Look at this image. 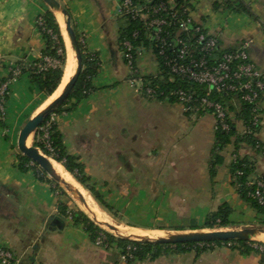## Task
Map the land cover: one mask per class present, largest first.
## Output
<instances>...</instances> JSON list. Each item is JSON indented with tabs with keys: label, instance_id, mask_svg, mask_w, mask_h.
<instances>
[{
	"label": "crops",
	"instance_id": "crops-1",
	"mask_svg": "<svg viewBox=\"0 0 264 264\" xmlns=\"http://www.w3.org/2000/svg\"><path fill=\"white\" fill-rule=\"evenodd\" d=\"M59 1L68 8L85 52L96 56L98 71L91 80V92L73 109L53 114L50 120L67 154L83 164L89 184L115 209L120 226L137 229L134 235L149 238L155 232L148 230L174 234L205 230L207 214L223 203L232 208L231 225L226 229L261 225L264 216L238 195L230 164L237 156L248 163V181L264 179V93L257 145L240 140L245 125L231 113L235 134L219 152L222 161L211 178L214 115L149 99L137 88L138 82L131 83L133 75L118 45L119 1ZM215 1L222 3L191 0L193 21L216 36L221 48L236 49L247 43L249 61L264 72V0H240L255 17L223 6L213 9ZM228 1L235 5L238 0ZM46 11L42 0H0V81L8 78L10 65L27 67L43 56L46 40L37 18ZM55 16L59 23L61 19ZM136 54L139 76L158 72L147 48L137 47ZM8 90L0 115V247L10 249L19 258L17 264H263L256 240L246 241L247 249L238 243H221L198 254L192 249L153 261H125L115 243L108 249L95 245L82 224H73L61 213L62 207L66 213L71 208L68 199L40 180L33 168H18L19 152L13 149L20 126L45 107L50 97L36 108L45 95L30 82L28 72L11 80ZM76 184L95 211L86 189ZM50 218L63 226L52 224ZM255 237L264 241V232Z\"/></svg>",
	"mask_w": 264,
	"mask_h": 264
},
{
	"label": "trees",
	"instance_id": "trees-1",
	"mask_svg": "<svg viewBox=\"0 0 264 264\" xmlns=\"http://www.w3.org/2000/svg\"><path fill=\"white\" fill-rule=\"evenodd\" d=\"M123 1V0H119ZM136 1V0H133ZM161 2H165L168 5V2H172L174 4V10L177 11V16L179 19L186 17L188 12H191L192 4L191 0H149V6H155ZM64 6V5H63ZM170 6V5H169ZM220 6L225 8H230L236 12H246L252 16H254L250 10V8L245 5L242 1L238 0L234 5V2L228 0H222V3L215 1L213 3V9H218ZM67 10L68 16L71 20V25L76 35V39L79 43L81 57H82V70L78 77V80L67 97V99L59 106H57L52 113L47 116L40 126H42L46 121H49L53 114H60L65 111H70L73 109L77 103L85 98L92 90L91 80L97 74L98 71V62L97 58L94 54H90L85 52L82 42L79 40V37L76 33L75 26L72 23L71 14L66 6H64ZM162 16L167 17L165 12L161 13ZM255 17V16H254ZM41 18L44 21V24L47 29L51 30L54 38L51 35L42 32L43 37L46 40V47L43 51L44 55H49L58 60V65L55 67L48 68L46 70H39L38 61L34 64H31L22 69L21 73H29L30 82L36 84L41 93H43L46 97H51L53 93L58 88V85L61 82L63 76V69L66 63V46L64 43L63 36L61 34L59 23L56 19V16L53 11L47 10L45 13L41 14ZM120 26L118 29V45L119 50L124 52L125 48L123 46L124 41H128L133 47V56L136 59V48L139 46H144L147 48L152 57L157 62L158 72L156 74L149 75H140L137 73L142 80L143 83H148L150 86L155 87V89L159 91H163V95H158L156 99L166 100L170 103H178V101L166 94L167 91L175 88L183 89L185 92L192 93L194 97H203L208 91V87L206 85H198L194 83H190L186 80L180 79L168 72V69L165 67L163 63V59L158 55V47L157 42L153 39V29L148 28L146 25V21L142 17L132 18L129 14H121L120 15ZM200 27V31L196 32V27ZM177 24L173 23L170 26H166L164 28L165 31L170 34L176 33ZM136 33V34H135ZM203 34L206 37H214L217 40L218 47L212 52V55L209 57V62H213V59H219L223 53L232 51L234 49H226L221 48L219 41L216 36L209 35L201 26L196 22H192L187 32L179 33V36L188 39V42L191 44L193 48H199L202 45L201 41H197V37L199 34ZM169 50L167 49V53ZM169 54V53H168ZM197 55V54H196ZM134 69L135 68V63ZM6 79L0 81V84ZM144 85V84H143ZM143 94L144 91H141ZM245 91L238 90L236 92H218L214 89L210 90L209 99L218 102L222 105L223 110L226 112V123L229 125L228 130H223L220 127H217L214 134L213 146L211 148V162L210 166V177L212 178L215 174V166L221 163V156L219 152L230 143V138L235 134L234 123L231 118V113L235 116L237 120H240L245 125L246 132L242 135V141L252 144L254 146L257 145L255 140V134L259 128V123L252 124V103H248L241 99V95ZM146 95V94H145ZM147 97V96H146ZM8 96L6 97L7 101ZM148 98V97H147ZM150 99V98H149ZM193 111V110H187ZM204 113V112H198ZM207 113H212L210 110ZM261 114V111H260ZM260 120V116H259ZM1 124H3V121ZM39 126V127H40ZM38 130L36 129L34 134V141L32 146L37 147L44 155L50 156L49 151L46 147L37 140ZM49 140L51 141V146L53 149L52 158L57 163H61L64 169L69 172L74 178L75 181L80 183L89 193L90 195L102 206H104L108 211L112 212L113 207L108 205L104 200L102 195L94 188V186L89 184V177L84 174V166L82 163L76 162V158L67 154L65 146L61 140L60 135L55 131V126L51 123L49 130ZM237 138V141H240ZM18 168L21 171H27L29 168H33L35 173H37L40 180H46L42 175H40L39 171L34 168L37 164L33 163L28 157L18 153ZM33 163V166L29 167V163ZM28 165V166H27ZM250 168L248 163L243 159L235 156L233 162L230 164V173L232 178V183L235 185L236 190L240 198L249 204L258 214L264 216V206L260 205L254 198L249 196V193L253 190V186L246 185L248 182ZM44 175L45 172L41 171ZM240 173V174H239ZM46 175V174H45ZM72 177V178H73ZM73 178V179H74ZM61 213L67 216L66 209L64 207L61 208ZM232 213V208L227 204L223 203L217 207L215 211H212L207 214L205 222L202 226L204 229L215 230L221 228H227L231 225V221L229 220V216ZM72 222L75 225L82 224L85 231L89 234L91 240L97 235V232L100 230V227L92 221L85 213L82 211L73 212L71 214ZM261 224L264 225V219L261 221ZM196 228L195 226L193 227ZM110 245L116 244L119 249L122 251L126 248V246L131 245L133 260H149L153 261L163 255L168 254H178L190 251L192 249L196 250L197 254L205 251L208 247L214 244H227V243H238L240 246H244L247 249L246 241L242 240H229V241H208V242H188V243H159L153 240H133L122 236H114L112 234L107 235ZM258 246L263 245V242H256ZM259 251V250H258ZM262 257V263L264 264V253L260 252Z\"/></svg>",
	"mask_w": 264,
	"mask_h": 264
},
{
	"label": "built area",
	"instance_id": "built-area-1",
	"mask_svg": "<svg viewBox=\"0 0 264 264\" xmlns=\"http://www.w3.org/2000/svg\"><path fill=\"white\" fill-rule=\"evenodd\" d=\"M148 1H119L120 13L129 14L132 18L142 17L147 20V27L154 30L153 39L157 42L158 55L163 59V63L169 73L190 83L206 85L208 87L205 96L200 98L194 97L192 93L185 92L180 88L171 89L166 94L174 97L178 103L183 105L185 110L191 109L194 112H209L211 110L216 120L215 128L220 127L223 130H228L229 125L225 121L226 112L220 103L209 99L210 90L214 89L218 92L243 90L245 92L241 95V99L253 104V118L251 120L252 124H257L260 121V103L264 93V72L258 70L249 61L247 43L232 51L223 53L219 59H213V62H209V57L218 47L217 40L214 37H206L200 33L197 41H201L202 45L199 48H193L188 39L186 40L179 36V33L187 32L191 26L193 22L191 12H188L186 17L179 19L172 2H168V5L165 2H161L155 6H149L147 5ZM162 12H165L167 17L162 16ZM173 23L177 24V32L170 34L164 28ZM37 26L41 33L45 32L54 38L51 30L46 28L41 15L37 18ZM195 30L199 32L200 27H196ZM123 46L125 48L123 58L133 75L131 83L138 82L137 88L144 91L148 98L156 99L158 95H163V91L155 89V87L150 86L148 83H143V80L136 75L137 71L134 69L133 64L135 63L132 53L133 47L128 41H124ZM167 49L169 50V54L167 53ZM57 65L58 60L49 55L42 56L38 62L39 70H46ZM25 67L22 63L9 66L8 78L0 84V115H2L6 97L9 93L8 83L17 78ZM50 126L51 120L46 121L40 126V129L42 130V143H44V146L49 151L50 156H53V149L49 140ZM246 185L253 186V190L249 193V196L264 206V179L248 181ZM68 217L71 218V214ZM107 235L108 232L100 228L94 238V243L103 248H110L111 245ZM228 244L234 245L231 242ZM256 247L260 252L264 253L263 245ZM132 248L131 245H128L123 251L120 250L123 260H133ZM18 262L19 258L10 249L0 247V264H17Z\"/></svg>",
	"mask_w": 264,
	"mask_h": 264
},
{
	"label": "water",
	"instance_id": "water-1",
	"mask_svg": "<svg viewBox=\"0 0 264 264\" xmlns=\"http://www.w3.org/2000/svg\"><path fill=\"white\" fill-rule=\"evenodd\" d=\"M51 11L60 12L65 19V29L69 38V42L71 48L74 52V57L76 60V68L74 74L70 77L67 84L63 88L61 94L54 99L50 104H48L43 110L35 114L34 116L27 119L19 131L17 138V148L18 151L28 157L32 162L36 163L42 171H44L52 180L62 185L63 188L71 194L76 200H78L84 210L86 212L91 213L94 216V222L103 224L107 226L109 229L116 231L119 236H123L121 232H119V228L115 225H111L103 220H98L96 218V213L94 210L90 208V206L86 203L85 198L79 192L73 188L69 183H67L63 178H61L53 168V165L50 162V159L44 155L37 147L27 145V139L30 137L32 133L36 131V129L40 126L42 121L49 116L52 111L59 105H61L69 96L71 91L73 90L78 77L82 70V57L81 51L79 47V43L76 39L75 32L71 25V20L68 16L67 10L61 4L59 0H42ZM65 43V42H64ZM49 221L52 224H55L59 227L63 226V224L57 218H50ZM264 232V229L261 227H249L243 228L239 230L229 229V230H212V231H190V232H182L169 234L167 237H159V238H149V237H140L138 240H153L159 243H188V242H208V241H229V240H242V241H250L253 240L258 233Z\"/></svg>",
	"mask_w": 264,
	"mask_h": 264
},
{
	"label": "rangeland",
	"instance_id": "rangeland-1",
	"mask_svg": "<svg viewBox=\"0 0 264 264\" xmlns=\"http://www.w3.org/2000/svg\"><path fill=\"white\" fill-rule=\"evenodd\" d=\"M45 4V3H44ZM45 6L47 7V10H50L49 7L45 4ZM55 14V13H54ZM58 15V14H56ZM60 25H61V29H62V33L63 34V37H64V42H65V46H66V59H72L73 61V64L75 62V59H74V56H73V52H72V49L70 47V43H69V40H68V37H67V34H66V31H65V26H64V22L62 20L59 21ZM152 62V61H151ZM154 62V60H153ZM154 66V65H153ZM67 82V80H66ZM66 82L63 84V86L61 87L58 95L61 93L62 89L64 88ZM56 95V97L58 96ZM46 96H43L41 97L40 99H38V102H37V106L36 108L40 107V105H42L45 100H46ZM49 101H52V99H48L46 102V105L49 103ZM45 104V103H44ZM45 105V106H46ZM31 116H28L26 118L29 119ZM25 120V121H26ZM24 121V123H25ZM24 123L20 126L22 128V126L24 125ZM20 128V129H21ZM38 130V133H37V140H39V142H43V140L41 139L42 137V130L40 129V127L37 128ZM20 131V130H19ZM34 133H32L29 137V140H28V145L31 146L33 144V141H34ZM44 145V143H42ZM14 152H19L18 151V148H17V143L15 144V147L13 149ZM20 153V152H19ZM49 159H52L53 161H51L54 165H57L54 161V159L52 158V156H47ZM34 163V162H33ZM31 162V164H33ZM33 166V165H31ZM34 168L36 170H38L40 173V175H42L46 180H49V183L53 186V188L60 194V195H63L64 198L68 199V202L70 203L71 205V208L67 211V216L69 214H72L73 212H78V211H82L83 213H85L92 221L94 220V216L89 213V212H86L82 206V204L76 200L71 194H69L64 188L62 185L58 184L57 182H55L54 180H52L46 173V175L42 174L41 171L42 169L37 165L36 167L34 166ZM79 188V190L81 191V193L83 194L84 197H87V194L85 191L82 192V188L81 187H77V189ZM81 188V189H80ZM87 191V190H86ZM85 192V193H84ZM88 192V191H87ZM89 196H90V204L92 205V207L95 209V211H97L99 217L101 220H103L104 222H107L111 225H115L117 226V228H119V232H121V234L123 236H129L131 237L132 239L134 240H138V238H140L139 236H136L133 234L134 231H138L137 229H131V228H127L125 227L124 225H121L119 224V221L117 220V214L115 213V209H113L112 212L108 211L104 206H102L100 203H98L91 195L90 193L88 192ZM71 220H72V217H71ZM101 229L105 230L106 232H108V234H112V235H118V233H116V231H113L111 229H109L107 226L103 225V224H99V223H96ZM257 227H261L264 229V225H259ZM217 230V229H215ZM221 230H229V229H226V228H221ZM147 231V230H145ZM201 231H212V230H201ZM148 232H155L154 233V238H159V237H167L169 234H174L173 232H169V231H149ZM119 236V235H118ZM253 240H256V241H260V242H264L256 237H253ZM94 242V240H93ZM96 245V244H95Z\"/></svg>",
	"mask_w": 264,
	"mask_h": 264
},
{
	"label": "bare ground",
	"instance_id": "bare-ground-1",
	"mask_svg": "<svg viewBox=\"0 0 264 264\" xmlns=\"http://www.w3.org/2000/svg\"><path fill=\"white\" fill-rule=\"evenodd\" d=\"M55 14H58L57 16L64 22V26H65V19H64V17H63V15L60 13V12H54ZM65 31H66V29H65ZM66 34H67V32H66ZM67 37H68V35H67ZM68 40H69V38H68ZM70 43V42H69ZM70 47H71V45H70ZM72 49V48H71ZM72 52H73V50H72ZM73 56H74V52H73ZM74 59H75V57H74ZM75 68H76V60H75V62H74V64H73V61H72V59H66V63H65V66H64V71H63V76H62V79H61V82H60V84L58 85V88L56 89V91L53 93V95L49 98V99H52V101L54 100V99H56L59 95H58V93H59V91H60V89H61V87L63 86V84L66 82V80H67V82H68V80L70 79V77L74 74V71H75ZM67 82H66V84H67ZM65 84V85H66ZM65 87V86H64ZM63 90V89H62ZM62 92V91H61ZM56 95H58L57 97H56ZM52 101H49V103L48 104H50ZM47 104V105H48ZM46 105V106H47ZM45 106V107H46ZM45 107H43L41 110H43ZM40 110V111H41ZM39 111V112H40ZM28 140H29V138L27 139V145H28ZM51 161H53L52 159H50V162ZM51 164L53 165V168L55 169V171H56V173L61 177V178H63L67 183H69L73 188H75L76 190H78L77 189V184H76V182H74V180H72L71 179V177H69L65 172L66 171H64L60 166H59V164L58 165H54L52 162H51ZM81 189V188H80ZM79 192H80V190H79ZM83 192V191H82Z\"/></svg>",
	"mask_w": 264,
	"mask_h": 264
}]
</instances>
